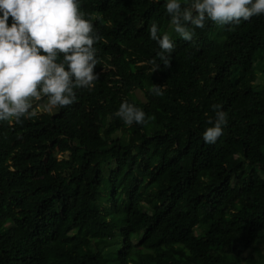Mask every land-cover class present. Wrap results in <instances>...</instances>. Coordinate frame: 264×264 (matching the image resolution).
I'll return each mask as SVG.
<instances>
[{"label": "trees", "instance_id": "16d2710c", "mask_svg": "<svg viewBox=\"0 0 264 264\" xmlns=\"http://www.w3.org/2000/svg\"><path fill=\"white\" fill-rule=\"evenodd\" d=\"M79 10L101 37L93 87L57 112L34 101L35 116L0 121V264H264V15L208 21L192 41L170 33V66L154 72L164 0ZM125 100L145 123L114 116ZM213 104L227 124L208 144Z\"/></svg>", "mask_w": 264, "mask_h": 264}, {"label": "clouds", "instance_id": "9594fccd", "mask_svg": "<svg viewBox=\"0 0 264 264\" xmlns=\"http://www.w3.org/2000/svg\"><path fill=\"white\" fill-rule=\"evenodd\" d=\"M80 0H0V121L35 116L34 101L44 99L45 111L63 108L77 99L76 90L91 89L98 79L94 43L101 39L79 10ZM170 17L168 31L150 25L149 36L158 45L161 63L169 67L175 33L192 41L196 28L208 21L223 27L239 25L264 15V0H164ZM164 85L154 84L152 95H163ZM214 116L202 133L212 144L222 135L227 114L213 104ZM125 125L143 124L145 112L127 100L114 112Z\"/></svg>", "mask_w": 264, "mask_h": 264}, {"label": "rangeland", "instance_id": "374dc122", "mask_svg": "<svg viewBox=\"0 0 264 264\" xmlns=\"http://www.w3.org/2000/svg\"><path fill=\"white\" fill-rule=\"evenodd\" d=\"M138 94H139V96H140L141 99L144 98V95H143V93L141 91H138ZM152 100H153V102L157 106H159L161 108L165 106V101H163L161 99V96H155V95H153ZM44 103L45 102L43 100L42 101H38L37 102V105L44 109V107H43ZM49 112H52V113L57 112V109L54 108L53 110H51ZM80 116L83 119V121L86 123L87 128H88V130H89L90 133L94 132L97 129L96 114H95V112L92 109H90V108H82V110L80 112ZM100 242H106V240H101L100 239ZM57 247H59V245H55V246L54 245H51V246H49L50 249L48 248V250L50 252H53V251H55L54 249H56ZM263 253H264V249H263ZM243 256L244 257L245 256L246 257L251 256L254 259L255 258L256 259L258 258L257 257V253H256V251L254 249H246L243 252Z\"/></svg>", "mask_w": 264, "mask_h": 264}]
</instances>
